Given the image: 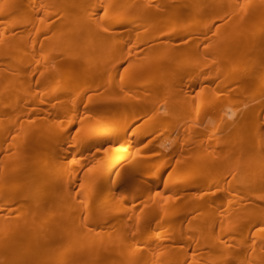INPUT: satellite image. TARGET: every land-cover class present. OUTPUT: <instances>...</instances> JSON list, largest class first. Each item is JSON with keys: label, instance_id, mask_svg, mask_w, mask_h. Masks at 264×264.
<instances>
[{"label": "bare ground", "instance_id": "obj_1", "mask_svg": "<svg viewBox=\"0 0 264 264\" xmlns=\"http://www.w3.org/2000/svg\"><path fill=\"white\" fill-rule=\"evenodd\" d=\"M0 264H264V0H0Z\"/></svg>", "mask_w": 264, "mask_h": 264}]
</instances>
